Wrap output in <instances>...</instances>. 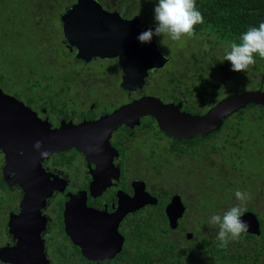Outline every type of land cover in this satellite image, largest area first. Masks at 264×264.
Segmentation results:
<instances>
[{"label": "flooded vegetation", "instance_id": "1", "mask_svg": "<svg viewBox=\"0 0 264 264\" xmlns=\"http://www.w3.org/2000/svg\"><path fill=\"white\" fill-rule=\"evenodd\" d=\"M139 5L102 4L106 10H117L123 18L138 16L125 15L120 11L140 10ZM138 17L141 29L147 30L153 26L144 24L141 17ZM60 32V41L67 55L61 58L62 61L56 69L49 67L51 78L42 83H20L15 80L7 83L6 78L0 79V89L28 107L34 113L33 123L36 122L39 128L45 129L49 125L52 130L60 127L62 123L82 125L103 121L94 127L95 136H101L99 144H94L90 150L85 148L83 151L71 147L52 152L41 160L36 179L28 178L16 165L4 175V153L0 149V185L3 186L2 190L11 196L9 200H4L6 206L3 207V212L4 201H0V236L5 238L2 244L12 245L15 242L9 233L8 221L10 214L20 213L23 195L20 184L7 182H50L54 189L41 207L45 227L40 232L50 264H57L58 260L63 258L59 249H67V252L77 250L82 256L80 247L74 245L65 232L64 209L70 195L84 193L87 207L112 214L119 208L121 201L126 202L127 198L133 196L135 189L141 185L139 182H142L144 190L158 201L165 200L166 206L174 195L168 184L151 183L182 182L181 178H176L180 172L187 177L196 169L189 154V141L193 136L187 139L169 136L159 129L154 118L149 115L141 116L139 124H135L127 114L113 121L108 120L110 114L147 96L157 97L163 103H181V110L193 114H204L207 111V102H196L197 99L207 96L204 68L192 73L193 77L186 76L189 85L184 87L178 82L179 70L171 65L173 57L163 54L169 59L165 65L149 70L145 82L140 87L138 84L126 83V88L122 86L123 71L117 57H93L88 61L76 58V48L70 49L64 41L62 23ZM169 66L172 68L169 75H164L165 79H158L157 82L154 74ZM252 67L257 68L256 73L262 71L260 82L253 89L264 90V69L261 70L263 67L258 61ZM53 70L58 71L54 77L50 75ZM183 72L186 73L185 69ZM30 79L34 80V76ZM197 80L200 85L196 84ZM165 85H168L167 89ZM104 136L106 141L102 142ZM203 159L207 160V156ZM239 173L241 175V172ZM220 179V182H225L224 178ZM180 197L183 201V197ZM9 204H12V207H8ZM155 205H145L123 215L118 225V231L124 237L122 249L127 243L126 234L130 232L133 216L142 215L149 206ZM2 244L0 246H3Z\"/></svg>", "mask_w": 264, "mask_h": 264}, {"label": "trees", "instance_id": "2", "mask_svg": "<svg viewBox=\"0 0 264 264\" xmlns=\"http://www.w3.org/2000/svg\"><path fill=\"white\" fill-rule=\"evenodd\" d=\"M74 1L0 0V70L4 67L6 71L0 72V79L6 78L7 83L13 80L20 83H42L51 78L49 67L59 65L61 58L67 55L60 41V15ZM98 1L103 5H142L139 0ZM143 3L153 10L156 0H143ZM196 6L204 17V23L197 25L195 29L196 49L200 44L206 50L207 45L224 43L229 46L233 41L239 43L240 35L249 27H258L264 22V0H196ZM120 12L125 15L137 14L140 17L144 13L145 18L153 19V11L149 9ZM190 53L194 55L183 62L186 64L183 68L186 76L193 77L192 73L203 68L201 65L197 67L195 55L204 59L205 51L201 53L195 50ZM255 58L263 70L264 60L258 55ZM173 59L176 61L177 58ZM256 71L257 68L251 67L247 73H242L252 74L251 80H256L259 84L262 71ZM50 75L54 77V72ZM31 76H34V80L30 79ZM229 85L226 82L219 87ZM164 87L167 89L168 85ZM211 91H207V96L197 99L196 102L204 101L211 106L221 99L213 96L219 93L218 87ZM220 138L223 141L216 146ZM211 140L214 143L209 145ZM190 145L203 146L202 148L207 146L211 152L228 151L233 157V170L241 174L242 170L249 173L252 171L253 175L246 176L244 182H235L238 176L230 180L227 175H223L225 182H212L211 189L201 193L195 206L197 213H206L207 220L204 217L197 223L193 221L191 228L183 216L179 219L178 226L171 229L164 211L166 201L161 200L155 206H149L142 215L133 216L130 232L126 234L127 243L114 259L93 262L83 258L77 250L67 252V249H59L63 258L57 264H264V106L253 103L246 105L225 118L219 129L207 136H193L189 141ZM211 177L213 181L216 180L214 176ZM2 189L3 186L0 185V201L3 203L11 196ZM236 190L251 194V199L241 207L256 214L261 232L259 235L245 232L238 241L230 242L226 249H222L217 246L218 227L210 228L207 222L211 215H223L230 207L240 204L234 195ZM5 206L4 201L2 212ZM8 207H12V204ZM186 228L192 230V238H187L186 233L183 234V229ZM4 239L0 236V244ZM0 264L5 263L0 261Z\"/></svg>", "mask_w": 264, "mask_h": 264}, {"label": "water", "instance_id": "3", "mask_svg": "<svg viewBox=\"0 0 264 264\" xmlns=\"http://www.w3.org/2000/svg\"><path fill=\"white\" fill-rule=\"evenodd\" d=\"M60 19L64 41L70 49L76 48V58L85 61L93 57L118 58L124 87L126 83L140 87L149 70L161 68L169 60L159 51L156 36L151 43L140 44L137 37L145 30L139 27V17L123 18L117 10H106L98 0H75ZM250 103L264 106V90L258 88L232 93L211 105L204 114L181 110V103H163L157 97L147 96L121 107L110 114L108 120L113 121L127 114L135 124H139L141 116L149 115L167 135L187 139L219 129L225 118ZM33 114L21 101L0 89V149L4 153V175L16 165L28 178L36 179L44 158L40 155L41 151L46 150L48 156L54 151L71 147L90 150L94 144H99L101 136H95L94 127L103 121L82 125L62 123L51 130L49 125L44 129L33 123ZM105 137L102 142L106 141ZM37 141L42 143L40 150L34 147ZM7 183L20 184L23 195L20 213L10 214L8 221L9 233L15 242L0 246V261L8 264H50L40 234L45 227L41 207L54 187L50 182ZM139 184L133 196L126 202L121 201L112 214L87 207L84 193L68 197L64 209L65 232L72 243L80 247L85 259L95 262L115 257L124 241L118 231L123 215L157 203V198L144 190V184ZM184 211L181 197L174 194L165 206L171 229L178 226ZM241 219L248 223V233L260 234V222L254 212L244 211ZM186 237L191 238V232H186Z\"/></svg>", "mask_w": 264, "mask_h": 264}, {"label": "rangeland", "instance_id": "4", "mask_svg": "<svg viewBox=\"0 0 264 264\" xmlns=\"http://www.w3.org/2000/svg\"><path fill=\"white\" fill-rule=\"evenodd\" d=\"M138 2H142V5L140 7L141 10L149 9L150 11H153L150 9V7H147L144 5L143 0H139ZM144 13L141 16L142 22L144 24H152L153 19H148L145 18ZM164 39L167 46H164L160 43V41ZM195 43V45H194ZM157 45L158 49L160 50L161 53L164 55L170 56V57H175L177 58L176 61L174 59L173 63L171 65L178 69L179 72L177 74L178 76V82L179 85L182 86H188L189 81L184 74V64L183 62L188 61L191 59V56L194 55L191 54L190 52H194L195 50H199L201 53L205 51V57L204 59L200 55H195V60L197 61V67L201 65L203 69V74H205V77L207 78V84L206 88L207 91H210L212 89H217L219 93L216 95V93L213 96H216V99H220L224 97L227 94L234 93L237 91H245L249 89L256 88L257 81L252 78V74H247L244 75L242 72H235L231 70V64L229 61H223L221 62L220 59H222L223 55L225 54V50L228 49V45L221 43L218 45H207L206 50L202 49V44H200L197 49H196V42L194 38L187 39L186 41L183 42H176L172 41L168 37H157ZM191 54V55H190ZM210 64V66H209ZM186 65V64H185ZM193 64H190V66ZM59 65L53 66V68L56 69ZM5 68L1 67L0 72H6L4 71ZM172 68L166 67L159 71L158 73L154 74L155 79L158 81V79L164 80L165 76L169 75V71H171ZM54 72V70H53ZM58 72L55 70L54 75L56 76L55 73ZM253 70H251V73ZM165 75V76H164ZM155 80V81H156ZM251 80V81H250ZM229 83L230 85L227 87L225 86L223 88L219 87V85H222L223 83ZM176 83V82H175ZM197 85H200L199 81L197 80L196 82ZM203 84V83H202ZM212 92V91H211ZM207 105V109H208ZM223 141V138H220L216 144V146H219V144ZM214 142L211 140L209 142V145L213 144ZM208 145V147H209ZM179 146V145H178ZM203 146H197V145H190L189 146V154L191 155L193 161V167L196 168L192 170V172L186 177L183 176V173L180 172V174L176 178H181L182 182H152V184H168L171 192L173 194H177L179 196L183 197V204L185 205V216H184V221L189 224L190 228L195 221L196 223L199 221L200 218H206L203 211L196 212V205L198 204L199 201V196H201L202 192H207V190L211 189V183L212 182H220L221 179L223 178V175H227V177L230 180H234V178L240 173L236 170L232 169L233 166V157L232 155L229 154L228 151L224 152H211L207 146L202 148ZM207 153H209V157H207V160H204L203 157L207 156ZM253 175V172L251 171H245L242 170V174L237 177V181L235 182H244V179L248 175ZM211 176L215 177V181H213V178ZM217 177V178H216ZM220 179V180H219ZM180 183V184H178ZM260 200V199H259ZM256 202H258L256 200ZM254 203V201H253ZM263 210H264V204L262 203ZM198 210L199 207L197 206ZM189 219V220H188ZM190 228L183 229V234L186 232H191L192 230ZM207 228V227H206ZM207 231V229H205ZM192 238V237H191ZM4 243V242H3ZM3 245V244H2Z\"/></svg>", "mask_w": 264, "mask_h": 264}, {"label": "clouds", "instance_id": "5", "mask_svg": "<svg viewBox=\"0 0 264 264\" xmlns=\"http://www.w3.org/2000/svg\"><path fill=\"white\" fill-rule=\"evenodd\" d=\"M153 23L154 28H149L138 35L137 39L141 43H151L154 36L168 37L176 42L194 38L196 26L204 23V17L197 9L196 0H156ZM239 41L230 43L220 61H229L232 71L247 73L255 65L257 55L264 60V22L258 27H249L240 35ZM160 43L167 46L164 39ZM34 147L40 150L42 143L37 141ZM47 154L46 150L40 152L42 157H46ZM234 195L240 204L230 207L223 215H211L207 222L210 228L218 227L217 246L222 249H226L230 242L238 241L249 227L248 223L241 219L245 211L241 205L251 199V194L236 190Z\"/></svg>", "mask_w": 264, "mask_h": 264}]
</instances>
